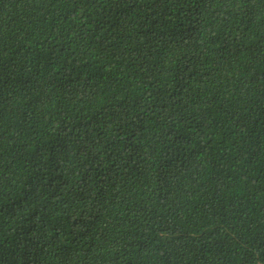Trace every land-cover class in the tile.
<instances>
[{"label": "trees", "instance_id": "obj_1", "mask_svg": "<svg viewBox=\"0 0 264 264\" xmlns=\"http://www.w3.org/2000/svg\"><path fill=\"white\" fill-rule=\"evenodd\" d=\"M0 264H264V0H0Z\"/></svg>", "mask_w": 264, "mask_h": 264}]
</instances>
